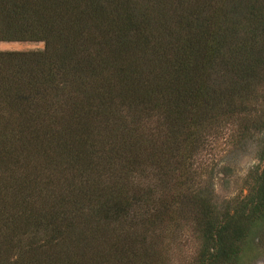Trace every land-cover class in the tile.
<instances>
[{
  "label": "trees",
  "instance_id": "trees-1",
  "mask_svg": "<svg viewBox=\"0 0 264 264\" xmlns=\"http://www.w3.org/2000/svg\"><path fill=\"white\" fill-rule=\"evenodd\" d=\"M0 41L43 42L0 50V264L264 256V0H0ZM224 130L263 142L219 200Z\"/></svg>",
  "mask_w": 264,
  "mask_h": 264
},
{
  "label": "rangeland",
  "instance_id": "rangeland-1",
  "mask_svg": "<svg viewBox=\"0 0 264 264\" xmlns=\"http://www.w3.org/2000/svg\"><path fill=\"white\" fill-rule=\"evenodd\" d=\"M43 42L38 41H0V50H41ZM229 130H224L213 148L205 150L201 158L208 173L212 171V187L216 198L228 199L239 194L243 189L245 176L259 163L258 154L263 138L255 135L252 138L234 143L228 138ZM190 245V244H189ZM187 245L186 247H188ZM193 247L183 251L181 257L191 256ZM179 256V255H178ZM253 264H264V256L258 258Z\"/></svg>",
  "mask_w": 264,
  "mask_h": 264
}]
</instances>
